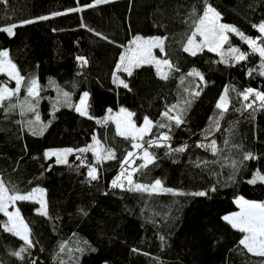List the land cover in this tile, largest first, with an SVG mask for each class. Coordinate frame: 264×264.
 Returning a JSON list of instances; mask_svg holds the SVG:
<instances>
[{"label": "trees", "instance_id": "trees-1", "mask_svg": "<svg viewBox=\"0 0 264 264\" xmlns=\"http://www.w3.org/2000/svg\"><path fill=\"white\" fill-rule=\"evenodd\" d=\"M93 2L0 3V28L50 17L17 27L12 36L0 31V50H8L25 78L19 97L5 102V107L17 105L15 109L6 113L0 108V178L21 194L37 186L46 189L48 213L38 212L35 200L16 202L31 229V247L5 231L8 219L0 213V264H264V257L248 253L239 244L243 234L222 219L239 210L234 202L239 196L264 201V183H248L257 171L264 175V106L248 108L254 97L246 101L241 95L248 88L264 92V58L252 53L235 33L224 45L228 63L207 48L195 56L183 50L206 3L224 23L246 36L264 35L253 27L264 22V0H109L67 12ZM54 12L66 14L52 16ZM136 35L166 38L160 55L173 65L168 79L157 74L156 66L143 64L134 67L131 76L116 73L128 88L113 83L119 56ZM230 46L248 58L232 60L227 54ZM77 56L88 63L81 65ZM193 69L203 80L189 75ZM33 78L40 86L39 103L33 99L35 112L21 115L19 105ZM3 85L14 88L15 81L0 73ZM225 89L228 110L221 116L216 105ZM65 92L70 94L71 107L64 103ZM84 92L89 93L88 114L82 116L74 106ZM173 105L183 110L179 127L162 115ZM122 107L135 114L132 118L138 126L145 116L153 121L151 133L144 137L146 147L161 133L170 137L159 142L164 146L148 149L155 161L134 173V182L150 185L160 179L163 188L173 192L131 191L123 178V188L112 187L129 151L135 155L126 171L144 162L132 148L131 138L117 135L113 120L104 122L108 109ZM35 113L47 125L42 135L29 131L28 121L35 120ZM169 114L175 115L176 110ZM157 122L169 126L161 128ZM94 136L103 150L114 151L115 159L97 162L92 152H74L67 165H57L55 157L44 158L48 149L75 150L94 144ZM212 140L219 149L215 155L207 147ZM185 144L184 152L168 154L167 145L175 149ZM246 153L255 158L245 160ZM88 164L97 168V180L87 176ZM200 191L207 195L190 194ZM22 247H27L22 258L13 255Z\"/></svg>", "mask_w": 264, "mask_h": 264}, {"label": "snow or ice", "instance_id": "snow-or-ice-1", "mask_svg": "<svg viewBox=\"0 0 264 264\" xmlns=\"http://www.w3.org/2000/svg\"><path fill=\"white\" fill-rule=\"evenodd\" d=\"M109 0H94L91 4H86L77 8H69L67 12H80L84 8H91L97 4L108 3ZM0 3L7 4V0H0ZM64 12H54L52 16L64 15ZM49 16H40L33 19L22 20L18 24L13 23L7 27L0 28V31L6 32L9 36L15 34L14 30L17 27L32 24L37 22V20H47ZM220 14L212 7L211 4H207L202 15L199 16L197 21L194 23L193 31L191 35L187 38V42L184 46V51L189 52L191 55L195 56L198 52L203 51L205 48L211 52H217L221 56V62L228 63V59H225V50L224 45L228 43L229 37L228 33H235L240 36L242 40H244L252 50V53H259L261 58H264V35L258 36L256 38H252L250 36H246L244 33L240 32L235 26L220 23ZM253 27L257 28L261 34H264V22H261L258 25H253ZM96 35L100 36V33H96ZM196 37L200 39L197 40ZM107 39V37H103ZM164 37H151V38H143L139 35L135 36L131 41H129L128 48L122 52L119 56V61L116 64V71L113 72V83H119L123 85L124 88H128L129 85L125 83L123 79H120L117 76L118 71H123L127 73L129 76L132 75V68L140 67L143 64H154L156 66L157 74L162 79H168L169 73L164 71V68L172 70L173 65L167 59H157L153 55L154 49H159L161 53L165 51L164 49ZM259 41V43H258ZM228 56L236 61H243L248 58V54L241 52L237 47H228L227 48ZM76 59L81 63V65H86L88 63L87 59L83 56H77ZM178 70V69H177ZM0 73H6L10 79L15 81V87L9 88L7 85L0 86V108L4 109L7 113L15 109L17 105L8 103L7 107H5L6 101H11L13 97H19V93L21 92L22 84L24 83L25 78L19 73L17 70V66L12 62L9 58L8 50H0ZM264 75V72L261 73ZM189 75L198 76L201 80H203V75L193 69ZM26 92L27 95L24 98V101L19 105L21 108V115L25 112H35V104L32 103L34 99L36 103H39V92L40 86L38 80L33 78L26 84ZM228 90L225 89V94L220 97L219 102L216 107L221 109L220 115L222 116L224 112L228 110ZM254 93V100H259L261 105L264 106V92L257 91L252 88L246 89L241 95L244 100H248L250 96ZM193 95H199V92L192 93ZM64 97V103L68 104V106H73L70 103V94L62 93ZM89 96L88 92H84L80 97L79 104L75 105V111L81 114L82 116L87 115V98ZM190 103L189 101H185L187 105ZM246 107L251 108L252 104L249 103ZM173 110H176L175 115H170L169 113ZM182 109H177L176 105H173L168 111L162 113L164 117H166L169 122L174 121L175 125L179 127L183 123L182 119ZM109 115L104 117V122L115 119L116 124V132L117 135L124 138H131L133 141L132 148L140 150L142 155L140 159L144 162L140 164L136 168H132L131 171H126L125 166L129 165L130 160L134 157L135 153L129 151L124 159L121 161V172L118 174L111 182L112 187H124L123 180L127 181V185L129 186V190L131 191H143V192H157L158 190L164 192H173V189L163 188L162 181L160 179H156L150 185H145L142 183H135L133 180V174L142 171L147 168L149 164L155 161V156L148 150L153 145L156 146H164L159 142L161 140L168 141L170 137L167 133H161L159 136L155 138V140H148L147 147L145 146L144 137L147 134L151 133L153 127V121H151L147 116L144 117L143 124L141 126H137L136 123L131 119L135 114L128 111L126 108H120L119 113H117L116 117L111 115L112 109H108ZM91 118V117H90ZM100 121H98L99 123ZM50 123V122H49ZM217 129L219 128V121H215ZM29 131L32 132L33 135L43 134L44 129L47 125L43 124L40 120V116L38 113H35V120L28 121ZM157 125L161 128L168 127L169 125L159 124ZM95 141L94 144H90L84 148L80 149H48L44 152V158L46 160L55 157V164L57 165H67L69 163L67 157L72 155L74 152L78 153H87L92 152L93 156L100 162L102 160L107 159H115V153L112 150H100L98 148L99 141L96 140V137H93ZM227 143V142H226ZM170 149L168 154L171 152H184L187 149V145H182L178 148L171 149L170 145H167ZM197 147H205L203 144H198ZM207 147L213 152V154H217L219 149L216 146V141L212 140L211 144ZM80 159V157H77ZM252 153L244 154V159H254ZM81 165H84L85 160L81 159ZM233 167H235V162L233 161ZM52 165H49V169H51ZM88 172L87 176L90 180L98 179V170L94 165L88 164ZM264 183V175H262L259 171H257L253 178L248 181L250 184H255L257 182ZM215 191V188L212 189ZM183 194V193H179ZM195 196H206L207 193L204 191L190 193ZM46 189L41 187H33L31 191L21 194L15 188H8L3 179L0 178V213H3L8 217V222L5 224V231L12 233L15 236H19L21 240L24 241V244L28 247L32 246V241L30 239L31 229L28 224L25 223L24 219L21 216L20 209L15 208L14 211H9V206H15L17 201H31L35 200L40 204V209L38 212H41L43 215H47L46 211ZM238 207L239 211L231 213L229 215H225L222 217L224 221L231 225L233 229L238 230L242 233V238L239 240V244L242 245L245 249H247L248 253H252L253 255L264 257V201H252L247 200L243 196H239L234 201ZM163 240V237H161ZM27 251V247H22L20 251L14 252L13 255L17 257H21V253ZM63 251V247L61 248ZM22 258V257H21ZM35 264V262H33Z\"/></svg>", "mask_w": 264, "mask_h": 264}, {"label": "rangeland", "instance_id": "rangeland-1", "mask_svg": "<svg viewBox=\"0 0 264 264\" xmlns=\"http://www.w3.org/2000/svg\"><path fill=\"white\" fill-rule=\"evenodd\" d=\"M220 23H224L223 21H222V19H221V17H220V21H219ZM224 24H227V23H224ZM230 25V24H229ZM231 33V32H230ZM230 33H228V37H229V34ZM137 36V35H136ZM139 36H141V35H139ZM135 37V36H134ZM133 37V38H134ZM141 37H143V38H151V37H147V36H141ZM153 37H161V36H153ZM132 38V39H133ZM131 39V40H132ZM196 39L197 40H199L200 38L199 37H196ZM185 46V45H184ZM184 49V48H183ZM160 51H159V49H154L153 50V55L157 58V59H166V58H164L162 55H160ZM162 54H164V52L162 53ZM168 60V59H167ZM152 65H154V64H152ZM155 66V65H154ZM133 69V68H132ZM164 71H166V72H168V73H170V71H169V69H167V68H164L163 69ZM120 79H123V78H121L119 75H117ZM124 80V79H123ZM117 85H120L118 82L116 83ZM87 101H88V98H87ZM87 101H86V103H87ZM129 111V110H128ZM131 112V111H130ZM117 113H119V110L118 111H113V112H111V115L113 116V117H116V115H117ZM132 120H133V118H131ZM113 120V122L115 123V119H112ZM143 124V123H142ZM116 125V124H115ZM137 125V124H136ZM138 126V125H137ZM141 126V125H140ZM98 148L100 149V150H102L103 151V145H101V144H99L98 145ZM45 200H46V196H45ZM248 200V199H247ZM40 205V204H39ZM15 208H17L16 207V204H15V206L13 207V206H9V211H14L15 210ZM240 210V209H239ZM238 210V211H239ZM237 211V212H238ZM231 214V213H230ZM229 215V214H228ZM7 219H8V217H7ZM105 264H107V263H105Z\"/></svg>", "mask_w": 264, "mask_h": 264}, {"label": "built area", "instance_id": "built-area-1", "mask_svg": "<svg viewBox=\"0 0 264 264\" xmlns=\"http://www.w3.org/2000/svg\"><path fill=\"white\" fill-rule=\"evenodd\" d=\"M251 97H254V93H253V95H252ZM253 100H254V99H252V101H251L252 108H258V109H260L261 107H263V106L261 105V102H260V101L255 100V102L253 103ZM141 154H142V152H141L140 150H138V151H137V155H141Z\"/></svg>", "mask_w": 264, "mask_h": 264}]
</instances>
